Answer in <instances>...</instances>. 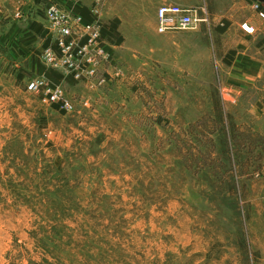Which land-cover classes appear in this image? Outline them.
<instances>
[{
    "label": "rangeland",
    "instance_id": "374dc122",
    "mask_svg": "<svg viewBox=\"0 0 264 264\" xmlns=\"http://www.w3.org/2000/svg\"><path fill=\"white\" fill-rule=\"evenodd\" d=\"M122 2L146 78L57 115L0 72V264H264L261 38L152 33V0Z\"/></svg>",
    "mask_w": 264,
    "mask_h": 264
},
{
    "label": "crops",
    "instance_id": "0c3cea01",
    "mask_svg": "<svg viewBox=\"0 0 264 264\" xmlns=\"http://www.w3.org/2000/svg\"><path fill=\"white\" fill-rule=\"evenodd\" d=\"M52 4L69 6L79 14H81V9L85 8L92 20L84 19L87 22L98 21L101 27L103 25L110 26L118 21L115 39L122 37L123 41L117 44L114 38H105L108 42V44L106 42V48L110 53H114L115 62L113 66L105 65L101 75L104 76L106 72L109 76H113L119 68L127 71V67H132L134 68V71L130 72L132 75L127 71V76L122 79V82L115 81L122 85L125 82L128 87L133 81L146 78L147 74L140 73V69L149 67L156 62L155 55H153L155 47L152 46L149 48L151 50L147 49L146 52L143 50V43L127 42L129 34L123 23L122 0H0V66L2 67L0 72L3 76H9L10 66L15 64L18 68L17 80L20 84L23 83L26 86L32 78L38 75L44 76L51 82L63 86L66 98L74 105L75 111L83 103L88 105L85 83L77 82L72 76L61 71L47 69L39 62L40 54L53 46L45 18V10ZM164 4L181 7L206 5L216 29H224L221 33L233 30L238 35L253 37L246 35L240 27L241 23L249 22L256 28L255 35L261 38L258 46L264 51V22L252 9L250 0H152L154 7L159 8ZM153 22L155 27L152 33L156 28V15H153ZM139 29L135 26L136 32H142ZM54 48H56L55 44ZM149 51L152 53H148ZM107 74L105 78L109 80ZM111 83L110 80L107 84ZM115 90L108 86L107 96L120 97V92L115 93ZM38 95L35 94V96ZM96 97L99 98V95ZM51 109L54 114L65 115V112L60 109V104H53ZM74 114H78V111Z\"/></svg>",
    "mask_w": 264,
    "mask_h": 264
},
{
    "label": "built area",
    "instance_id": "2783aa9c",
    "mask_svg": "<svg viewBox=\"0 0 264 264\" xmlns=\"http://www.w3.org/2000/svg\"><path fill=\"white\" fill-rule=\"evenodd\" d=\"M250 2L252 9L264 22V6L256 0ZM210 17L206 5L181 7L164 4L156 12V31L158 34L193 31L203 24L208 25ZM45 18L53 46L40 54L41 65L70 75L75 81L88 84L92 88L104 84L107 79L101 72L105 65H111L113 54L106 48L100 23L87 22L81 14L75 13L73 8L60 4L47 7ZM240 27L248 36L257 33L256 28L249 22L241 23ZM27 91L41 95L45 102L52 105L60 104L62 111L73 110L63 86L51 82L44 76L32 78L27 83Z\"/></svg>",
    "mask_w": 264,
    "mask_h": 264
},
{
    "label": "trees",
    "instance_id": "16d2710c",
    "mask_svg": "<svg viewBox=\"0 0 264 264\" xmlns=\"http://www.w3.org/2000/svg\"><path fill=\"white\" fill-rule=\"evenodd\" d=\"M81 15H82V17H84V18H86V19H88V20H92V18H91V16L90 15H88V13H87V10L85 9V8H82L81 9ZM117 25H118V21H116V22H114L112 25H110V26H107V25H103L102 27H101V33H102V37L105 39V38H114V41L117 43V44H120L122 41H123V39H122V37H118L117 39H115V37H116V34H115V31H116V29H117ZM219 32H223L224 31V29H222V28H218L217 29ZM232 54H234V52L232 53ZM228 65L229 64H231V62L228 60L227 62H226Z\"/></svg>",
    "mask_w": 264,
    "mask_h": 264
},
{
    "label": "water",
    "instance_id": "95a60500",
    "mask_svg": "<svg viewBox=\"0 0 264 264\" xmlns=\"http://www.w3.org/2000/svg\"><path fill=\"white\" fill-rule=\"evenodd\" d=\"M264 6V0H256Z\"/></svg>",
    "mask_w": 264,
    "mask_h": 264
}]
</instances>
